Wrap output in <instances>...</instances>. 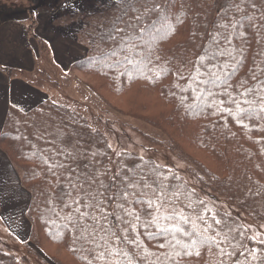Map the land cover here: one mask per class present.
<instances>
[{
	"label": "trees",
	"instance_id": "1",
	"mask_svg": "<svg viewBox=\"0 0 264 264\" xmlns=\"http://www.w3.org/2000/svg\"><path fill=\"white\" fill-rule=\"evenodd\" d=\"M71 18L86 44L73 66L88 91L108 110L162 131L171 149L193 162L206 189L264 222V0H98ZM237 103L248 114L238 113ZM52 108L62 109L43 102L29 112L10 106L0 136V150L21 171L17 183L30 197L27 247L32 243L57 264H264V241L177 171L129 153L110 162L103 139L69 144L48 134L45 140L40 128L41 139H32L30 129L9 119L20 116L36 131L32 111ZM160 193L156 212L147 201ZM149 211L173 215L188 232L194 221L207 242L185 249L168 246L167 233L152 238L159 229L148 223ZM176 239L190 244L198 235L176 233ZM0 264L19 263L0 250Z\"/></svg>",
	"mask_w": 264,
	"mask_h": 264
},
{
	"label": "rangeland",
	"instance_id": "2",
	"mask_svg": "<svg viewBox=\"0 0 264 264\" xmlns=\"http://www.w3.org/2000/svg\"><path fill=\"white\" fill-rule=\"evenodd\" d=\"M97 1H0V31L8 30L10 25L19 21L23 22L19 38L27 49L24 53H17V56H22L23 63L11 60L13 55H3L5 42L0 39V92L7 89L4 86L7 84L13 90V101L27 108L21 109L24 112L33 110L42 102L57 105L67 112L62 117L59 116L62 109H57V112L54 108L51 112L44 109L32 111L34 115L29 122L36 126V131H32L31 125L20 116L9 118L12 119L11 124L30 129L32 139L36 140L41 139L37 136L40 133L38 128L43 131L45 140L48 134L62 135L69 144L75 143L74 140L95 144L103 139L111 151L110 162L118 161L122 153H129L173 169L190 187L208 197L209 201H215L225 212L240 217L247 224L249 235L264 241V222H255L235 205L206 189L199 180L200 176L193 162L184 153L172 150L170 139L162 131L141 120L124 116L112 108L108 110L83 85L82 76L73 65L83 55L80 54L79 46L85 42L80 40V26L75 24L77 22L71 16L75 10H92ZM7 96L4 93L3 97ZM4 98L0 99V136L5 130L10 106L20 109L11 100L6 101ZM68 126L75 132L71 133ZM18 135L20 138L24 133ZM27 137L25 135L24 139ZM21 177V171L0 150V250L12 254L19 264H57L50 258L42 257L44 254L31 242V247H27L30 241L27 211L30 197L22 184L17 183ZM48 252L54 257L60 256V251L55 249Z\"/></svg>",
	"mask_w": 264,
	"mask_h": 264
},
{
	"label": "snow or ice",
	"instance_id": "3",
	"mask_svg": "<svg viewBox=\"0 0 264 264\" xmlns=\"http://www.w3.org/2000/svg\"><path fill=\"white\" fill-rule=\"evenodd\" d=\"M209 82H211V81H209ZM247 91H248V93L251 92V90H247ZM232 102H235V101H232ZM219 103L221 105H223V101H220ZM245 103H250V102L246 100ZM228 111L230 112V114H232L230 109ZM237 111H238V113L248 114V110L244 109V108H241L239 103H237ZM145 186L147 187V185H145ZM123 195L126 197L127 193H123ZM154 195H156V193H154ZM162 196H163V193H160L159 195H157L156 201L148 200L147 203H148L149 209H155V211L158 212L159 211V207H157V203H159L161 201V197ZM137 202L141 203L143 201H139L138 200ZM86 206L87 207H92L91 204L86 205ZM121 207H123V206H121ZM77 211H79V209H77ZM100 211H103V205L100 206ZM124 211H125L126 214L135 215L134 212H129L128 210H124ZM112 214H114V213H112ZM148 215L151 216V220L148 223L149 224H154L159 229V231L157 233H155V234L149 233V235L152 238H155L156 235H163V234L167 233L168 235H170L172 237V240L175 241V245L172 243V240L168 241V246H170V247H175L176 245H182L185 249H187V248H195L198 243H206L207 242V240L202 235L198 234L197 226H196L194 221L191 222L192 223V228H193L194 231L193 232H188L184 228H182L179 223H173V221L175 220V217L173 215H171V214L169 216H166V217H158V216L154 215L152 211H149ZM177 215H179L180 220H182L183 222H185V223L190 222L189 218L186 217V216H183L182 213H179ZM104 218L106 219L107 216H105ZM135 219L139 220L140 217L138 215H135ZM198 219L202 220L203 217L200 216V217H198ZM161 220L168 221L170 223V226H168V227L163 226L160 223ZM213 220H214V223L216 225H220L222 223L220 220L215 219V217H213ZM208 227H211V225H208ZM205 231H207V228H205ZM229 231H231V229H229ZM176 233H182L183 235L188 236V237H191L193 234H197L198 235V239H192L190 244H183V241H181L179 239H176ZM117 239H122V238L121 237H117ZM207 239L214 241V238H212V237H209ZM128 243L135 244L136 240L135 239L129 240ZM159 247H165V245L161 244V245H159ZM217 247L219 248L218 244H217ZM219 250L221 251L222 254H224V250L222 248H220ZM117 254H119V253H117ZM185 254L190 255L191 252H185ZM196 254L199 255L198 252ZM177 255H179V253H177ZM98 258L102 259L103 258V253H101ZM129 264H131V261H129Z\"/></svg>",
	"mask_w": 264,
	"mask_h": 264
},
{
	"label": "crops",
	"instance_id": "4",
	"mask_svg": "<svg viewBox=\"0 0 264 264\" xmlns=\"http://www.w3.org/2000/svg\"><path fill=\"white\" fill-rule=\"evenodd\" d=\"M0 1H4V0H0ZM5 6V5H3ZM8 19V16L7 18ZM22 26H23V22L19 21L18 23H14L12 26L10 25L8 27V30H1L0 31V39H2V42L4 41V50H3V55H13L11 60L16 59L17 61H20L23 63V61L21 60V55L17 56V53L20 51L21 53H24L27 49L24 48L23 43L20 41L19 38V34L22 31ZM2 54V53H1ZM27 59H29V56L27 55ZM3 65L4 62H1ZM2 75H5L3 73H1ZM6 76V75H5ZM4 86L7 87V89L4 91L3 89L1 91L4 92H0V99L4 98V93L8 94L7 98H4L6 101L7 100H11V102H13V104L15 105V101H13L12 99V92L13 90L8 87L7 84H5ZM1 88H3V86H1ZM11 90V91H10ZM15 93V92H14ZM11 96V97H10ZM20 109L22 110H26L27 108H25L23 105H18L16 104ZM37 106V105H36Z\"/></svg>",
	"mask_w": 264,
	"mask_h": 264
}]
</instances>
